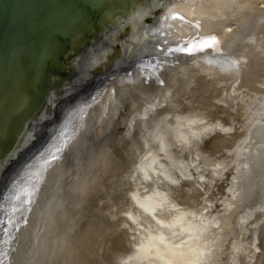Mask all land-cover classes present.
<instances>
[{
    "label": "bare ground",
    "instance_id": "6f19581e",
    "mask_svg": "<svg viewBox=\"0 0 264 264\" xmlns=\"http://www.w3.org/2000/svg\"><path fill=\"white\" fill-rule=\"evenodd\" d=\"M109 15L126 39L111 28L87 64L122 47L139 58L150 43L162 52L147 57L163 61L79 106L62 141L12 185L0 261L264 264V158L252 155L264 156V0H140ZM118 115L123 170L110 146L93 147ZM70 149L67 168L48 163Z\"/></svg>",
    "mask_w": 264,
    "mask_h": 264
},
{
    "label": "water",
    "instance_id": "95a60500",
    "mask_svg": "<svg viewBox=\"0 0 264 264\" xmlns=\"http://www.w3.org/2000/svg\"><path fill=\"white\" fill-rule=\"evenodd\" d=\"M139 1L0 0V241L7 223L4 203L12 185L29 176L39 159L47 157L48 146L62 141L78 107H89L104 87L131 75L134 68L154 69L163 61L155 55L147 57L150 48L152 54L162 52L161 46L150 43L139 58L134 46L129 50L122 47L106 61L87 64L90 52L109 44L105 33L117 27L108 14L123 7L127 15ZM158 15L159 10H153L146 23ZM161 19L165 20L164 15ZM116 31L118 42L126 39V29L117 27ZM209 48L211 45L197 50ZM173 52L176 50L167 53ZM21 96L26 98L25 105L16 109ZM121 129L119 121H114L93 147L110 146L123 170L128 165V147L120 146L117 134ZM70 151L46 159L49 163L60 158L59 163L67 168L72 164ZM261 151L259 147L253 157L263 159ZM93 205L90 202L88 207Z\"/></svg>",
    "mask_w": 264,
    "mask_h": 264
},
{
    "label": "rangeland",
    "instance_id": "374dc122",
    "mask_svg": "<svg viewBox=\"0 0 264 264\" xmlns=\"http://www.w3.org/2000/svg\"><path fill=\"white\" fill-rule=\"evenodd\" d=\"M121 111L124 112L123 110H121ZM118 119H119V118L116 119L117 122L119 121ZM119 131H120V130H117V132H119ZM118 134H119V133H118ZM118 134H117V136H119ZM117 136H116V137H117ZM116 137H115V138H116ZM115 138H114V139H115ZM115 143H116V142H115ZM113 144H114V143H113Z\"/></svg>",
    "mask_w": 264,
    "mask_h": 264
},
{
    "label": "snow or ice",
    "instance_id": "6c2138e0",
    "mask_svg": "<svg viewBox=\"0 0 264 264\" xmlns=\"http://www.w3.org/2000/svg\"><path fill=\"white\" fill-rule=\"evenodd\" d=\"M174 19H181V17H179V16H175Z\"/></svg>",
    "mask_w": 264,
    "mask_h": 264
}]
</instances>
